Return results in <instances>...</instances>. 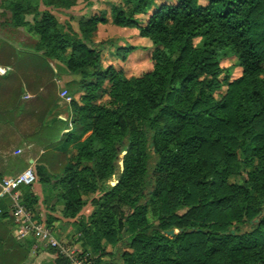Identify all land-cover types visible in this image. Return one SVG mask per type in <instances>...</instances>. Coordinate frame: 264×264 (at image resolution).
I'll return each mask as SVG.
<instances>
[{
  "label": "trees",
  "instance_id": "16d2710c",
  "mask_svg": "<svg viewBox=\"0 0 264 264\" xmlns=\"http://www.w3.org/2000/svg\"><path fill=\"white\" fill-rule=\"evenodd\" d=\"M199 1L120 0L122 7L111 9L113 26L135 30L151 47L138 52L150 69L128 78L103 67L101 54L113 50L124 62L139 48L95 43L104 19L79 22L73 33L34 0L4 3L10 25L36 39L32 51L51 78L55 62L78 79L68 123L52 120L60 137L51 149H61L65 163L57 173L38 167L37 176L59 188L50 212L59 207L74 219L87 205L95 208L88 235L94 252H103L102 241L114 247L120 230L127 251L91 264H264V0ZM55 100L43 93L13 106V115L28 109L40 116L30 137L52 116ZM20 192L39 219L31 186ZM171 230L179 232L165 236Z\"/></svg>",
  "mask_w": 264,
  "mask_h": 264
},
{
  "label": "crops",
  "instance_id": "0c3cea01",
  "mask_svg": "<svg viewBox=\"0 0 264 264\" xmlns=\"http://www.w3.org/2000/svg\"><path fill=\"white\" fill-rule=\"evenodd\" d=\"M0 42L10 45L6 47L0 44V183L6 177H14L30 169L35 176L31 190L39 198L37 168L43 167L48 173H57L65 163V158L61 156L62 150L51 149L54 141L60 137L52 120L59 118V110L63 105V101L58 98L63 81L56 76L52 63H49V68L55 74L51 78L45 65L37 58L39 55L32 50L14 48V45L1 38ZM47 88L49 90L46 91ZM43 93L49 95L50 100L56 98L52 116H49L40 132L30 137L40 116L28 115V109L23 115H13L12 108L18 101L29 102ZM66 108L63 106L65 115ZM0 209L4 210L0 213V264H43L45 248L41 244L34 242L30 246L31 238L21 241L14 239V225L7 199L0 198ZM41 211V208L36 210L39 218L43 215Z\"/></svg>",
  "mask_w": 264,
  "mask_h": 264
},
{
  "label": "rangeland",
  "instance_id": "374dc122",
  "mask_svg": "<svg viewBox=\"0 0 264 264\" xmlns=\"http://www.w3.org/2000/svg\"><path fill=\"white\" fill-rule=\"evenodd\" d=\"M13 0H0V38L6 42L14 45L13 47L22 48L24 50H33L36 39L30 35L24 28H14L9 23V13L3 9L4 3ZM34 0V3L41 12L50 13L57 21V23L65 28H69L71 32L77 33L79 22L87 21L91 18L104 19L105 24L97 25L96 32L92 36V40L95 43L104 42L107 40H114L118 47L122 46H134L138 47L135 52H132L130 56H127L124 62H120L115 56L113 50L105 51L101 54L102 65L107 67L113 66L116 70H120L126 78L131 76H138L150 69V64L146 59V55H141L138 52L150 51L151 47L149 42L144 39H140L135 30L117 28L111 24L110 12L113 7H122L120 0H75V5L70 8L58 7L52 0ZM200 4H205L204 0L199 1ZM48 4V5H47ZM26 21L32 22V17H25ZM144 53V52H143ZM55 73L62 79L60 91H65L67 95L72 99L74 98L72 93L78 88V79L75 75L66 74L63 68L51 62ZM234 63L233 60L224 61L222 65L225 67L231 66ZM238 71L234 70L233 77L237 76ZM109 86H106L105 91ZM226 89L222 88L220 91L215 92L213 97L215 100L225 93ZM101 93L98 94V96ZM96 103H101L98 100ZM62 107L59 110L58 119L62 122L68 123L69 116L63 113V106H68L62 102ZM70 127V125H69ZM89 136V133L85 134L80 141H83ZM151 145V144H150ZM153 148H149V153H152ZM238 164L233 168L234 173H237ZM117 183V179L114 177L107 181L103 186L105 188H111ZM54 181L51 180L47 184H40V204L37 203L36 210L41 208L42 218H40L44 224L45 221L51 219L50 225L56 235V240L66 243L68 247H75L80 257L85 259L88 264L95 262L97 259L108 260L111 255L120 254L122 251H127L122 246L120 240V230L118 231V242L114 247L106 245L103 241L100 243L101 252H94L90 247V241L88 235L92 233V221L91 214L95 211V208L87 205L74 219H67L60 213V208H56L54 212H50L48 208L52 205V202L59 190L58 187H53ZM102 196L98 194L96 198ZM39 205V206H38ZM47 205V207H46ZM187 212L186 209L177 212V215L181 216ZM177 233V230H172ZM170 238V237H169ZM124 239L128 240L129 236H125ZM51 249L43 250L44 262L43 264H57V255L54 252L49 251ZM54 251V250H53ZM59 256V255H58ZM61 257V256H59ZM62 258V257H61ZM63 259V258H62ZM65 260V259H64ZM66 261V260H65ZM68 263V262H67Z\"/></svg>",
  "mask_w": 264,
  "mask_h": 264
},
{
  "label": "built area",
  "instance_id": "2783aa9c",
  "mask_svg": "<svg viewBox=\"0 0 264 264\" xmlns=\"http://www.w3.org/2000/svg\"><path fill=\"white\" fill-rule=\"evenodd\" d=\"M58 98L66 104L71 103V98L65 91H59ZM34 182L33 172L27 169L17 176L2 179L0 183V198L8 201L9 215L14 225V239L21 241L33 238L45 249L56 251L68 264H88L80 257L75 247H68L66 243L56 240L44 222L40 218L36 219L34 214L22 204L20 187H30Z\"/></svg>",
  "mask_w": 264,
  "mask_h": 264
},
{
  "label": "water",
  "instance_id": "95a60500",
  "mask_svg": "<svg viewBox=\"0 0 264 264\" xmlns=\"http://www.w3.org/2000/svg\"><path fill=\"white\" fill-rule=\"evenodd\" d=\"M151 147H152V145L149 146V148H151ZM122 155H124V153H122ZM122 155L119 156V158H121ZM178 232H179V231H178ZM178 232H177V233H178ZM177 233H175L174 231L171 230V231L166 232V233H165V236L172 238V237H173L175 234H177ZM231 233H232V232H231Z\"/></svg>",
  "mask_w": 264,
  "mask_h": 264
}]
</instances>
